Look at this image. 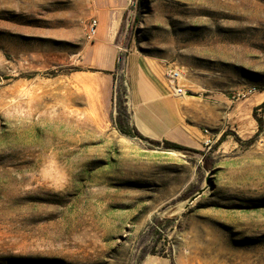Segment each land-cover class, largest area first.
<instances>
[{
  "label": "rangeland",
  "instance_id": "1",
  "mask_svg": "<svg viewBox=\"0 0 264 264\" xmlns=\"http://www.w3.org/2000/svg\"><path fill=\"white\" fill-rule=\"evenodd\" d=\"M88 10L0 0V264H264V0H130L103 116ZM127 53L182 70L188 145L118 131Z\"/></svg>",
  "mask_w": 264,
  "mask_h": 264
},
{
  "label": "crops",
  "instance_id": "2",
  "mask_svg": "<svg viewBox=\"0 0 264 264\" xmlns=\"http://www.w3.org/2000/svg\"><path fill=\"white\" fill-rule=\"evenodd\" d=\"M129 2L130 0H89L86 17H94L98 22L94 39L81 56L83 66L89 71L84 73L85 76L71 78L88 88L89 104L93 103L102 116L106 112L109 114V109L112 108L117 63L123 52L120 33ZM120 72L125 85L126 125L136 135L151 140H173L188 145V131L181 122L187 117L188 109L182 107L178 102L179 97L172 95L169 90L165 68L161 69L157 64L149 63L134 53H127L124 54ZM70 95L74 96L76 92ZM256 99H251L252 107L262 102L264 97L254 103ZM174 253L175 256L171 257L149 255L140 264H190V258L181 256L185 251L177 249Z\"/></svg>",
  "mask_w": 264,
  "mask_h": 264
},
{
  "label": "built area",
  "instance_id": "3",
  "mask_svg": "<svg viewBox=\"0 0 264 264\" xmlns=\"http://www.w3.org/2000/svg\"><path fill=\"white\" fill-rule=\"evenodd\" d=\"M98 27V22L96 18H89L87 21L83 23V34L88 42H91L94 39ZM165 79L167 82V86L171 91L172 95L181 97L186 94V90L184 89V76L182 70L178 67H167L165 69ZM256 92L254 88H246L239 91H236L232 99L241 100L246 98L247 96L253 95Z\"/></svg>",
  "mask_w": 264,
  "mask_h": 264
},
{
  "label": "trees",
  "instance_id": "4",
  "mask_svg": "<svg viewBox=\"0 0 264 264\" xmlns=\"http://www.w3.org/2000/svg\"><path fill=\"white\" fill-rule=\"evenodd\" d=\"M264 105V102L263 104ZM118 131L125 135H134L135 133L125 124H116Z\"/></svg>",
  "mask_w": 264,
  "mask_h": 264
},
{
  "label": "water",
  "instance_id": "5",
  "mask_svg": "<svg viewBox=\"0 0 264 264\" xmlns=\"http://www.w3.org/2000/svg\"><path fill=\"white\" fill-rule=\"evenodd\" d=\"M200 194H201V192H199L197 196L193 197V198L191 199V201H193V200H194L196 197H198Z\"/></svg>",
  "mask_w": 264,
  "mask_h": 264
}]
</instances>
